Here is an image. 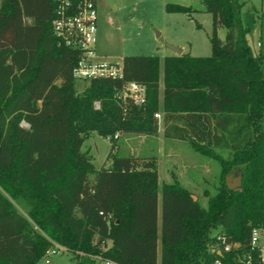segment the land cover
<instances>
[{"label":"trees","instance_id":"obj_1","mask_svg":"<svg viewBox=\"0 0 264 264\" xmlns=\"http://www.w3.org/2000/svg\"><path fill=\"white\" fill-rule=\"evenodd\" d=\"M201 1L213 19L210 56H124L122 77L79 90L80 51L53 32L55 1L2 0L0 264H37L56 243L77 264H263L251 238L264 229V15L255 54L244 3ZM131 81L146 88L140 106L123 96ZM157 112L166 138L202 155L230 150L206 206L178 181L161 183L156 156L117 152L121 134L157 136ZM93 133L111 142L100 169L84 149ZM235 168L239 190L225 181Z\"/></svg>","mask_w":264,"mask_h":264},{"label":"rangeland","instance_id":"obj_2","mask_svg":"<svg viewBox=\"0 0 264 264\" xmlns=\"http://www.w3.org/2000/svg\"><path fill=\"white\" fill-rule=\"evenodd\" d=\"M243 12H253L256 24L247 35L248 43L255 54L259 53L260 23L264 15V0H240ZM2 0H0L1 6ZM168 3L191 6L194 12L170 13ZM98 32L96 51L102 60L120 62L128 55H158L163 57L173 50L170 45L184 46V53L192 56L212 54V14L205 11L201 0H98ZM200 24V27H198ZM226 30H219L224 39ZM79 90L89 85L85 79H76ZM162 113H160L161 120ZM129 138V139H126ZM117 152L140 156H156L161 183L178 181L189 190L202 206L216 192L222 182V161L230 158L228 149H213L211 155L197 152L188 141H172L160 135L121 134L116 139ZM84 149H90L93 164L100 169L111 149V142L97 133L86 140ZM232 172L239 173L235 168ZM226 181V177H225ZM59 246L58 251L45 254L37 264H77L75 255ZM216 245V243L214 244ZM259 245L263 250L264 237ZM48 260V262H47ZM101 264H114L102 262Z\"/></svg>","mask_w":264,"mask_h":264},{"label":"built area","instance_id":"obj_3","mask_svg":"<svg viewBox=\"0 0 264 264\" xmlns=\"http://www.w3.org/2000/svg\"><path fill=\"white\" fill-rule=\"evenodd\" d=\"M56 3L55 16L52 19V29L66 46L80 51V60L74 69V76L79 79H92L102 77L118 78L123 76V58L120 62L102 60L96 51L97 32H98V0H54ZM123 96L128 98L134 105L140 106L146 100V88L138 82H128L124 86ZM99 107V103H96ZM156 118H160V113H155ZM264 237V229L254 228L252 231L251 244L259 247V241ZM225 236L218 237L219 244L225 243ZM237 246V244H234ZM231 244H225L224 250L228 251ZM59 246L48 249L50 252L58 251ZM263 264L264 259L262 256ZM48 262V260H47ZM247 264L251 263L248 256ZM101 264V263H100ZM215 264H222L216 260Z\"/></svg>","mask_w":264,"mask_h":264},{"label":"water","instance_id":"obj_4","mask_svg":"<svg viewBox=\"0 0 264 264\" xmlns=\"http://www.w3.org/2000/svg\"><path fill=\"white\" fill-rule=\"evenodd\" d=\"M169 48H171L173 50V52L175 53V55H181L183 53V48L179 47V46H174V45H168ZM226 184L227 187L231 190H239L241 188V184H242V174L241 173H235V172H230L227 176H226ZM194 200H197L196 196H193ZM221 252L218 251V254H220Z\"/></svg>","mask_w":264,"mask_h":264},{"label":"crops","instance_id":"obj_5","mask_svg":"<svg viewBox=\"0 0 264 264\" xmlns=\"http://www.w3.org/2000/svg\"><path fill=\"white\" fill-rule=\"evenodd\" d=\"M28 21H30V19H28ZM182 48H183V53H184V50H185L184 46H182ZM183 53H182V54H183ZM169 55H175V53L172 51L171 53L166 54V55H164L163 57H165V56H169ZM163 57H162V58H163ZM160 113H161V112H160ZM160 135L162 136L163 139H166V140H172V141H175V140H177V141H183V140L176 139V138H166V137L164 136V119H163V114H162L161 120H159V131H158V137H159ZM126 139H129V138H126ZM130 154L138 155V154H135L133 151H131ZM262 256H263V254H262ZM263 259H264V258H263Z\"/></svg>","mask_w":264,"mask_h":264}]
</instances>
